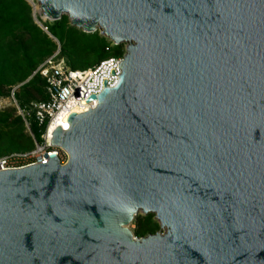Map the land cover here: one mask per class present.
Returning a JSON list of instances; mask_svg holds the SVG:
<instances>
[{
    "label": "water",
    "instance_id": "obj_1",
    "mask_svg": "<svg viewBox=\"0 0 264 264\" xmlns=\"http://www.w3.org/2000/svg\"><path fill=\"white\" fill-rule=\"evenodd\" d=\"M34 1L124 52L63 164L0 170V264H264V0Z\"/></svg>",
    "mask_w": 264,
    "mask_h": 264
},
{
    "label": "trees",
    "instance_id": "obj_2",
    "mask_svg": "<svg viewBox=\"0 0 264 264\" xmlns=\"http://www.w3.org/2000/svg\"><path fill=\"white\" fill-rule=\"evenodd\" d=\"M41 25L58 43V57L71 69H86L124 52L122 44L110 45L96 31L83 33L71 27L64 15ZM56 47L54 41L34 23L26 0H0V97L7 96L13 88V99L18 108L28 111V116L24 115L28 131H25L24 121L16 114L15 108L0 111V156L30 151L34 142H39V131L28 108L32 102L47 100V94L44 80L33 72L55 52ZM63 160L61 155L60 162ZM157 230L153 214L148 213L137 217L133 236L143 237Z\"/></svg>",
    "mask_w": 264,
    "mask_h": 264
},
{
    "label": "built area",
    "instance_id": "obj_3",
    "mask_svg": "<svg viewBox=\"0 0 264 264\" xmlns=\"http://www.w3.org/2000/svg\"><path fill=\"white\" fill-rule=\"evenodd\" d=\"M110 45H114L110 43ZM108 47H105L107 50ZM122 60L120 56H110L97 64L86 69H71L64 60L58 57V50L52 55L45 58L35 69L45 82L47 100L32 102L29 104L28 110L32 113L33 122L39 131V142H34V147L30 151L10 152L0 156V170H13L44 163L46 158L44 155H56L59 160L63 153L57 147L48 144L47 136L53 129L61 127L60 122L64 123L65 115L73 111L80 113L84 109L93 108L94 101L88 100L91 96H97L102 91L103 78H106L105 87L113 88L116 85L120 70L116 67L117 63ZM113 71L114 76H108L109 71ZM13 88L10 90L17 114L23 119L24 125L28 128V124L24 120V115L28 116L27 110H20L13 99ZM89 95V96H87ZM87 98V105L81 101ZM59 122V123H58ZM32 138V135L30 134Z\"/></svg>",
    "mask_w": 264,
    "mask_h": 264
},
{
    "label": "rangeland",
    "instance_id": "obj_4",
    "mask_svg": "<svg viewBox=\"0 0 264 264\" xmlns=\"http://www.w3.org/2000/svg\"><path fill=\"white\" fill-rule=\"evenodd\" d=\"M26 1L28 3H30L31 12L33 13L34 18H35V19H33V21L36 22V20H37L41 24L44 23V22H46L47 20L43 21L41 19L40 13L37 12L38 6H37L36 2L34 0H26ZM33 5H34V9L35 10L33 9ZM47 22H49V21H47ZM106 40L108 42H110L108 39H106ZM54 43H55L56 46L59 47V45H58L57 42H54ZM86 59H89V55H86ZM78 69H79V67H78ZM9 93H10V91H9ZM11 107L15 108V110H16L15 104H14V102H13V100L10 97L9 94L7 96L0 97V111L1 110H4V109H7V108H11ZM16 114H17V110H16ZM25 131H28V128L25 127ZM29 136H30V133H29ZM59 150H61V149H59ZM61 152L63 153V156H64V160H63V162H61V164H63L65 162V160H66V155H65V153L62 150H61ZM149 214H152V213H149ZM139 216H143V215L141 213H137L135 216H133V218L131 219V221L126 226L131 231L132 234H133V230L135 229V221H136L137 217H139Z\"/></svg>",
    "mask_w": 264,
    "mask_h": 264
},
{
    "label": "bare ground",
    "instance_id": "obj_5",
    "mask_svg": "<svg viewBox=\"0 0 264 264\" xmlns=\"http://www.w3.org/2000/svg\"><path fill=\"white\" fill-rule=\"evenodd\" d=\"M33 9H34V5H33ZM34 10H35V9H34ZM58 123H59V122H58ZM59 125H61L60 128L62 129L63 126L65 125V122H64V123H63V122H60ZM52 129H53V127H52ZM141 211H142V209H141V208H138V209L136 210V214L139 213V212H141ZM134 215H135V214H134ZM134 215H132V218H133Z\"/></svg>",
    "mask_w": 264,
    "mask_h": 264
}]
</instances>
